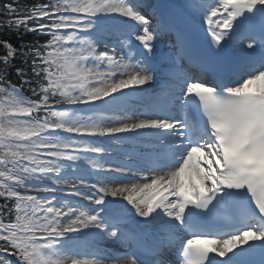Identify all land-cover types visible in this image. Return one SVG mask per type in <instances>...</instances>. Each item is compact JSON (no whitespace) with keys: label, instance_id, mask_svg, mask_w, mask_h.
<instances>
[{"label":"snow or ice","instance_id":"snow-or-ice-1","mask_svg":"<svg viewBox=\"0 0 264 264\" xmlns=\"http://www.w3.org/2000/svg\"><path fill=\"white\" fill-rule=\"evenodd\" d=\"M147 7L0 4V264H264V0Z\"/></svg>","mask_w":264,"mask_h":264},{"label":"trees","instance_id":"trees-1","mask_svg":"<svg viewBox=\"0 0 264 264\" xmlns=\"http://www.w3.org/2000/svg\"><path fill=\"white\" fill-rule=\"evenodd\" d=\"M7 2H14L16 6L22 10L23 8L27 6H31L34 3L41 2V0H0V4ZM21 35L24 42H35L37 39L41 40L42 42L44 39H47V37H38L35 34L23 35V29H21ZM0 40H8L18 49L21 43V39L18 38L17 34L15 32L10 33L7 27H0ZM2 52L3 49L0 48V53ZM30 61H31V57H29V63ZM13 63L17 67H24L22 58L20 56H17V58ZM10 71L14 73V69H10ZM9 78L12 79L14 82H18V78L15 77L14 74Z\"/></svg>","mask_w":264,"mask_h":264},{"label":"bare ground","instance_id":"bare-ground-1","mask_svg":"<svg viewBox=\"0 0 264 264\" xmlns=\"http://www.w3.org/2000/svg\"><path fill=\"white\" fill-rule=\"evenodd\" d=\"M159 82L161 83V84H164V79H162V78H160L159 79ZM149 92H151V93H155V92H153V90H154V87L151 85L150 87H149ZM64 189H70V186H64ZM108 199H112L111 197H108Z\"/></svg>","mask_w":264,"mask_h":264}]
</instances>
